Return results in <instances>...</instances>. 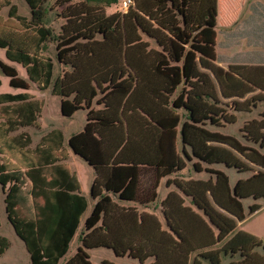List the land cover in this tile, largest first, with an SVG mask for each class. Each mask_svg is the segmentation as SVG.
Listing matches in <instances>:
<instances>
[{
  "label": "trees",
  "instance_id": "1",
  "mask_svg": "<svg viewBox=\"0 0 264 264\" xmlns=\"http://www.w3.org/2000/svg\"><path fill=\"white\" fill-rule=\"evenodd\" d=\"M24 1L29 18L11 0H0V10L9 7L23 27L0 31L10 63L0 60V71L13 88L50 87L63 116L87 110L83 130L68 144L97 171L90 191L95 202L79 245L66 257L89 204L75 174L56 163L66 158L59 151L62 132L51 130L34 149L28 137L13 141L27 160L20 164L12 153L15 164L0 163V184L7 218L31 264H93L87 250L99 247L140 264H221L224 256L227 264H264V241L236 231L246 218L242 199H264V112L241 128L254 145L210 128L235 122L227 107L250 111L264 101V92L216 63L218 0H132L111 13L107 7L122 0ZM54 6L63 19L58 32L49 24ZM48 41L67 67L55 78V63L42 52ZM11 63L23 67L27 79ZM3 102H14L6 131L35 124L43 105L26 92L2 93ZM53 138L54 156L48 154ZM188 162L208 178L183 176ZM215 164L251 174L231 184ZM53 169L58 177L48 180ZM147 170L153 181H141ZM164 177L170 189L154 203ZM112 196L140 202L125 206ZM261 206L250 204L248 214ZM144 208H159L161 218ZM9 245L0 235V255Z\"/></svg>",
  "mask_w": 264,
  "mask_h": 264
},
{
  "label": "rangeland",
  "instance_id": "2",
  "mask_svg": "<svg viewBox=\"0 0 264 264\" xmlns=\"http://www.w3.org/2000/svg\"><path fill=\"white\" fill-rule=\"evenodd\" d=\"M11 2L16 5L17 12L20 15L26 16L27 18L30 17L29 7L24 0H11ZM8 8L9 7H4L0 10V31L22 29V25L15 18L8 15ZM54 8V10H50L48 15L50 20L49 24L56 32H58L63 19L55 15L56 11L60 10L61 7L54 6ZM106 10L108 13H111L114 10H121V4L119 3L116 6L107 7ZM216 32V63L224 69L243 78L256 87L257 90L264 92V0H218ZM42 52L44 55L50 56L55 63L53 78L62 74L64 69H67V67L57 61L55 45L53 42H46L45 49ZM0 60L9 63L5 57V50L2 48H0ZM12 65L16 68L20 77L27 79L23 67L19 64ZM0 80V93H14L19 91L27 92L32 98L44 102V111L48 116L55 117L58 115L60 100L57 96L52 95L50 87L40 89L35 83L29 82V88L27 90L13 88L9 85L8 77L1 71ZM225 101L230 103V100ZM227 110L235 114V122L221 124V126H210V128L223 133L232 134L239 138L244 144L254 145L251 141L246 140L243 137L241 128L250 120L259 119L261 117L264 112V101H257L256 106H253L250 111H235L230 107H227ZM66 123H70V131L77 126L78 122H74L69 118L66 119ZM64 131L69 132L65 129ZM179 146L180 143H178V147ZM261 151L264 153V148H262ZM13 164H15V162ZM211 167L224 170L228 174L231 184H233L238 178H244L251 174L250 171L237 172L235 169L227 168L222 164H215ZM82 168L83 167H80V170ZM80 174L83 176L81 171ZM181 174L183 176L197 178H208L209 176V174L204 171L195 173L191 169V162L187 163V166L181 171ZM242 202L244 204L246 218L238 224L236 231L247 232L264 241V199L247 197L242 199ZM252 203H259L262 206L257 212L248 214V206ZM1 208L2 214H0V217L2 225L0 227V232L7 235L11 241L9 247L10 250L6 254L8 260L2 262V264H30L27 252H24L26 251L25 248L23 250L20 246V243L23 245V241L15 234L11 223L6 220V212L4 211L3 205H1ZM157 209L160 211L159 208ZM75 241L76 238L71 243L68 254L73 252ZM256 250L259 252L263 251L261 247H257ZM97 255L98 254L95 252L91 253L93 264H99V258ZM229 259L230 258L225 256L222 257L221 264H227Z\"/></svg>",
  "mask_w": 264,
  "mask_h": 264
},
{
  "label": "crops",
  "instance_id": "3",
  "mask_svg": "<svg viewBox=\"0 0 264 264\" xmlns=\"http://www.w3.org/2000/svg\"><path fill=\"white\" fill-rule=\"evenodd\" d=\"M22 90H25V89H22ZM22 92H24V91L14 92L11 94H18V93H22ZM0 94H2V93H0ZM32 99L38 100L36 98H32ZM59 100H60V98H59ZM13 104H14V102L0 103V125H2V124L4 125L2 130L0 129L1 130L0 131V163L5 162V164L12 165L15 162V160L12 158L13 157L12 153H15V156H17V158L19 156L20 164L26 162L27 155L25 153H23V151L21 150V148L18 144H16L15 147L13 146L14 140L23 141L26 139V137H28L30 139V144L27 147L30 149H34L40 143L41 138L43 136L47 135L53 129H58L62 132V135H63V144H62V147L59 149V151L62 150L63 153L66 155V158L63 161L58 160L56 163H62V162L65 163L67 165V167L70 169V171L75 174V176L77 177V180L79 181V184H80V192L82 195H84L86 197L87 202L89 204L87 210L84 212V214L81 217L80 225H79L76 233L74 234L72 240L70 241L69 249H70L71 243L76 238L75 247H74L73 252L68 254V252H69V249H68V252L66 254V257H69L75 252L76 247L79 245V235H80V232L83 228L84 220L89 215L92 204L95 202L93 200V198L90 196V191H91V184L93 182V179L96 178V176H97V171H96L94 166L90 165L82 157H80L79 155L74 153V151L70 148V146L68 144V139L72 134L78 133V132L83 130V128L87 122V118H86L87 110L86 109H79V110L75 111L71 116H63L61 114L60 104H59L58 115L55 117H51L45 113V111H44L45 105L43 102L42 109L37 115V119H36L35 124L16 125L13 128V130L6 131V129H7L6 120L9 119V117H10V110H11ZM69 118L72 119L74 122L75 121L78 122L77 126L70 131H69V128L71 125H70V123H66V119H69ZM8 124L10 125V122ZM10 126L12 127V123ZM64 129L66 131H69V132H65ZM56 144H57V139H54V138L51 139V142L49 144V147L51 149L48 150V154H53V156H54L53 151H55L54 147ZM52 149H54V150H52ZM7 150H8V152H7ZM59 151H58V153H59ZM80 167H83V168L80 170ZM21 169L23 171L24 168L21 167ZM80 171L83 173V176L80 174ZM52 172H53L52 175H48V177H47L48 180L50 178H52V180H54L55 178L58 177V171H55L53 169ZM40 179L43 181L44 177H41ZM140 179H141V181H143L144 179H146L147 181H150V180L153 181L155 179V176L153 175V173L148 171V174L141 175ZM165 180H166L165 177L160 179V183L156 189L157 198L154 201V203H159L165 197L166 193L170 189L169 187L165 186V184H164ZM149 185H150V182H148L145 187H148ZM0 189H1V205H3L4 211H5V203H4V198H5L4 191L5 190L2 189L1 184H0ZM112 197L119 204H123L125 206L126 205H139L138 203L140 202L137 200H117V198L115 196H112ZM144 202L145 203H151V202H148V200H144ZM1 205H0V214H2ZM139 208L141 209L142 207H139ZM144 209L148 210V212L155 213L159 218L162 216L161 212L158 211V209H156V210H152L151 208H144ZM6 220H8L7 215H6ZM1 225H2V220L0 217V227H1ZM14 232H15V230H14ZM15 234H16V232H15ZM0 235L8 238L10 245H11V241L7 235H5L1 232H0ZM10 245H9V247H10ZM20 246L24 250V248H25L24 243H23V245H22V243H20ZM9 247L6 249V251L3 254L0 255V263L1 264H2V262H5L8 260L6 257L7 256L6 254L10 250ZM25 250H26V248H25ZM87 251H88V254L90 256V259H91V253L92 252H95L96 254H98L97 256L99 258V262L98 261L97 262L99 264H103L102 262L104 260H107V261H110V262H113L116 264H140L136 259L129 258L127 256H116L114 254V252L109 248H103V247L90 248ZM24 252H27V250ZM27 255L29 257L28 252H27ZM1 258H3V259H1ZM29 262H30V257H29ZM60 263H61V261H60ZM30 264H31V262H30Z\"/></svg>",
  "mask_w": 264,
  "mask_h": 264
},
{
  "label": "built area",
  "instance_id": "4",
  "mask_svg": "<svg viewBox=\"0 0 264 264\" xmlns=\"http://www.w3.org/2000/svg\"><path fill=\"white\" fill-rule=\"evenodd\" d=\"M132 3V0H122L121 2H120V4H121V9L122 10H126L128 7H129V5Z\"/></svg>",
  "mask_w": 264,
  "mask_h": 264
}]
</instances>
